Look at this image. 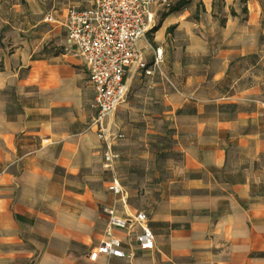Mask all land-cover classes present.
Wrapping results in <instances>:
<instances>
[{
	"label": "crops",
	"instance_id": "crops-1",
	"mask_svg": "<svg viewBox=\"0 0 264 264\" xmlns=\"http://www.w3.org/2000/svg\"><path fill=\"white\" fill-rule=\"evenodd\" d=\"M166 1L140 40L147 58L161 51L159 70L128 75L116 110L130 141L119 200L89 128L87 71L64 50L61 21L82 0H0V264H264L263 0ZM140 151L168 156L150 158L144 190L119 175ZM142 195L154 247L114 229L131 256L88 257L103 207L134 214Z\"/></svg>",
	"mask_w": 264,
	"mask_h": 264
},
{
	"label": "built area",
	"instance_id": "built-area-1",
	"mask_svg": "<svg viewBox=\"0 0 264 264\" xmlns=\"http://www.w3.org/2000/svg\"><path fill=\"white\" fill-rule=\"evenodd\" d=\"M156 0H82L78 6L67 7L61 21L66 35L64 50L84 65L94 96L91 107L94 114L89 128H94L102 144L104 169L111 173L108 189L119 200H124V189L115 174V165L121 154L115 149L124 134L110 121V116L126 100V77L137 73L153 75L162 61L161 51L155 49L152 59L146 57L140 40L146 37L154 22L151 6ZM168 5L166 0H161ZM46 22H56L48 13ZM107 227L100 244L88 257L131 256L125 252L114 229H125L134 234L137 247H154V234L148 225V215L139 210L134 214L119 215L115 206L103 207ZM138 229L136 231V229Z\"/></svg>",
	"mask_w": 264,
	"mask_h": 264
},
{
	"label": "rangeland",
	"instance_id": "rangeland-1",
	"mask_svg": "<svg viewBox=\"0 0 264 264\" xmlns=\"http://www.w3.org/2000/svg\"><path fill=\"white\" fill-rule=\"evenodd\" d=\"M261 7H262V21H264V0H263V3L261 4ZM142 40L143 39H141V41ZM139 44H140V46L142 45L141 42ZM87 92H88V98H89V100L92 99V95L93 94H92L91 88H88L87 89ZM116 113L117 112L115 111L110 116V121L112 123L115 122L116 115H117ZM127 139H128V136L126 135L122 140H120L117 143L118 145L116 144L117 147H118V150L120 151V153H121V151H125L126 150L125 147L130 146V143H129L130 141L127 140ZM142 139H144V140L147 139L148 140V137L146 135H144V136H142ZM156 141H161V138H158L157 137ZM168 142L171 144V146L173 145L172 142H171V140H168ZM138 153H139L138 154L139 158H136L133 161L134 164L137 166L136 167L137 168L136 169V172L133 175H131L132 172H130V170H129V167H131V166H130L129 163H127L125 165V167H123L122 170H120L119 175L120 176L122 175L121 176L122 180L124 182L128 183V184H131L130 183L131 182V176H134L135 180H137V179L139 180V181H137L140 184L139 188H142L144 190V189H146L148 187L147 186V183L145 181V179L148 177L146 175V166L150 162V158H153L154 156L152 154H147L146 151H144V152H141L140 151ZM146 155H148L149 157H147ZM166 157H168L167 156V153H165V152H159L157 155H155L154 159L159 160V161H163L164 159H166ZM169 157H171V158L173 157L176 160L179 159L178 154L177 153H174V152L169 153ZM135 201L140 206L139 209L145 211L146 213H147V206H149L152 203L151 202L152 200H148L144 195L138 196Z\"/></svg>",
	"mask_w": 264,
	"mask_h": 264
}]
</instances>
